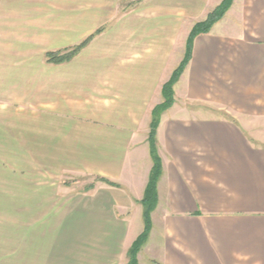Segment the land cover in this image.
Returning a JSON list of instances; mask_svg holds the SVG:
<instances>
[{
	"label": "crops",
	"instance_id": "1",
	"mask_svg": "<svg viewBox=\"0 0 264 264\" xmlns=\"http://www.w3.org/2000/svg\"><path fill=\"white\" fill-rule=\"evenodd\" d=\"M221 1L0 0V264H128L151 111ZM173 90L138 264H264V0H233L197 35ZM81 176L93 188L72 191Z\"/></svg>",
	"mask_w": 264,
	"mask_h": 264
},
{
	"label": "trees",
	"instance_id": "2",
	"mask_svg": "<svg viewBox=\"0 0 264 264\" xmlns=\"http://www.w3.org/2000/svg\"><path fill=\"white\" fill-rule=\"evenodd\" d=\"M232 1L233 0H222L221 3L207 15L205 20L199 21L193 25L187 38L184 57L179 63V65L173 70L169 79L162 86V102L155 105L151 111V122L148 134V142L150 146V152L153 158V166L149 175L147 186L145 188L144 196L141 200V204L143 205L144 227L142 232L136 237V239L133 241L128 250V264H138L137 254L143 247L145 241L147 240L152 227L151 212L154 210L157 203L156 185L159 176L162 172V165L159 157L157 156V145L155 140L156 130L159 125L160 116L175 102L173 86L178 81L180 75L183 73L185 67L191 59L192 44L195 37L199 34L208 33L212 25L224 16L225 12L231 6ZM101 31L102 28L97 29L85 40H83L78 45L73 46L72 48L47 52L45 54L46 62L58 64L71 60L83 47H85L89 43V41L96 34L100 33ZM98 179L103 180L112 186L119 187V185L114 182H110L103 178ZM92 188L93 184H89L85 187L86 190H90Z\"/></svg>",
	"mask_w": 264,
	"mask_h": 264
},
{
	"label": "rangeland",
	"instance_id": "3",
	"mask_svg": "<svg viewBox=\"0 0 264 264\" xmlns=\"http://www.w3.org/2000/svg\"><path fill=\"white\" fill-rule=\"evenodd\" d=\"M184 57V52L181 53V59ZM13 157H16V154H9V160L15 161ZM11 162V161H10ZM17 165H18V169L17 172L20 173V166L22 165L23 167V176H32L33 175V171L31 169V161L28 159H24L23 162L17 161ZM40 176H49V177H53L54 178V174L50 173L47 169H42L40 168ZM68 181H73V186H72V191H79V190H83L87 185L92 184L93 178L92 177H88V176H81V177H76L74 179H68ZM135 229L130 233V236L134 235V233H138V231H140V229H142V218L141 216H137L135 219Z\"/></svg>",
	"mask_w": 264,
	"mask_h": 264
}]
</instances>
